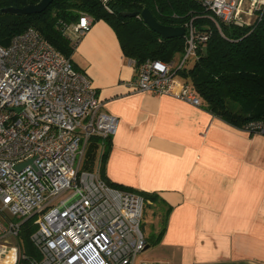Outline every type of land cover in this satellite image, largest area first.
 Returning a JSON list of instances; mask_svg holds the SVG:
<instances>
[{
  "label": "built area",
  "instance_id": "1",
  "mask_svg": "<svg viewBox=\"0 0 264 264\" xmlns=\"http://www.w3.org/2000/svg\"><path fill=\"white\" fill-rule=\"evenodd\" d=\"M198 1L218 28L251 26L264 16V0ZM92 21L82 13L63 28L74 47ZM182 27L184 53L178 66L131 61L130 85L134 91L200 106L192 85L178 72L189 58H198L197 39L206 37L198 35L192 21ZM118 121L102 109L89 77L34 29L0 45V264L133 263L146 246L143 197L109 185L98 168L80 167L90 136H111ZM242 129L264 135V119L249 120ZM27 219L36 254L21 252Z\"/></svg>",
  "mask_w": 264,
  "mask_h": 264
},
{
  "label": "crops",
  "instance_id": "2",
  "mask_svg": "<svg viewBox=\"0 0 264 264\" xmlns=\"http://www.w3.org/2000/svg\"><path fill=\"white\" fill-rule=\"evenodd\" d=\"M118 118L104 162L112 182L154 192L132 264H264V135L168 95L134 91L132 62L104 20L71 56ZM159 241L151 237L161 227Z\"/></svg>",
  "mask_w": 264,
  "mask_h": 264
},
{
  "label": "trees",
  "instance_id": "3",
  "mask_svg": "<svg viewBox=\"0 0 264 264\" xmlns=\"http://www.w3.org/2000/svg\"><path fill=\"white\" fill-rule=\"evenodd\" d=\"M38 1L0 0V45L6 46L15 34L32 28L71 59L74 44L63 28L85 13L93 21L101 19L111 26L123 56L135 65L146 59L173 64L184 53L183 36L163 39L145 25L139 14H121L124 11L140 13L147 8L162 25L182 27L192 21L198 35L206 37L197 39L198 58L188 59L186 66L178 72L181 80L192 85L206 109L239 128L249 120L264 119V16L251 26L219 24V29L210 11L198 0H52L39 13L26 15L1 11L4 7H23ZM110 146V136H90L80 167L87 171L98 168L101 178L109 185L141 195L145 202L143 220L150 207L147 202L155 199L157 194L112 182L105 176L103 165ZM169 209L161 214V227L152 235L151 244L157 243L164 233ZM32 230L30 220H25L20 234L24 254H36L29 242ZM19 264L27 262L21 260Z\"/></svg>",
  "mask_w": 264,
  "mask_h": 264
},
{
  "label": "water",
  "instance_id": "4",
  "mask_svg": "<svg viewBox=\"0 0 264 264\" xmlns=\"http://www.w3.org/2000/svg\"><path fill=\"white\" fill-rule=\"evenodd\" d=\"M52 0H39L35 4H29L23 7H4L1 9L2 12L11 13V14H34L43 11ZM123 16H135L138 15L141 17L145 25L150 28L152 31L156 32L161 38L169 39L177 36H182L184 34V28L180 26H166L158 23L154 17L152 16L151 12L144 8L140 11V13L134 12H121ZM205 50V48H203ZM23 164H19L17 166L18 169L21 168Z\"/></svg>",
  "mask_w": 264,
  "mask_h": 264
},
{
  "label": "rangeland",
  "instance_id": "5",
  "mask_svg": "<svg viewBox=\"0 0 264 264\" xmlns=\"http://www.w3.org/2000/svg\"><path fill=\"white\" fill-rule=\"evenodd\" d=\"M190 60H191V58H189V61H190ZM179 61H180V57L177 58V59L174 61V63H173L174 67H177V66H178ZM77 159H78V158H77Z\"/></svg>",
  "mask_w": 264,
  "mask_h": 264
}]
</instances>
